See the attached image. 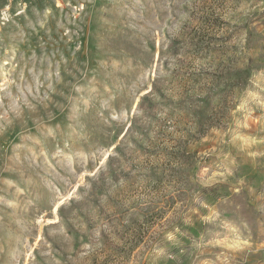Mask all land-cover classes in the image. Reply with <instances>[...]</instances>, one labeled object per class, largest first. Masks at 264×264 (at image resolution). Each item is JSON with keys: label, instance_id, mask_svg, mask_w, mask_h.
<instances>
[{"label": "rangeland", "instance_id": "1", "mask_svg": "<svg viewBox=\"0 0 264 264\" xmlns=\"http://www.w3.org/2000/svg\"><path fill=\"white\" fill-rule=\"evenodd\" d=\"M0 264H264V0H0Z\"/></svg>", "mask_w": 264, "mask_h": 264}]
</instances>
